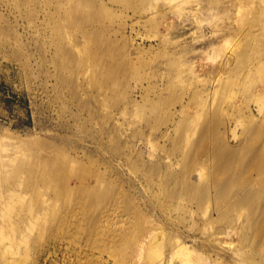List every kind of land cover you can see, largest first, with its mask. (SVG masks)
I'll return each instance as SVG.
<instances>
[{
  "label": "rangeland",
  "instance_id": "obj_1",
  "mask_svg": "<svg viewBox=\"0 0 264 264\" xmlns=\"http://www.w3.org/2000/svg\"><path fill=\"white\" fill-rule=\"evenodd\" d=\"M139 2L133 3L137 7ZM148 4L154 17L135 24L133 30L131 18L138 13L131 5L102 9L98 2L99 11L94 13L90 0H0V148H11L13 155L12 150L22 145L28 158L36 157L41 180L33 183V190L36 184L41 192L43 179L53 182L58 175L74 173L72 178L85 180L83 185L75 182V194H63V201L42 224L33 219L20 224L26 204H3L10 217L8 229H20L11 232L13 239L0 238L7 264H170L180 241L216 259L222 252L219 247L234 246L241 238L240 223L248 206L232 212L234 225L217 234L223 224L213 220L217 211L213 204L191 206L185 196L176 200L170 196L191 178L198 182L203 175L209 180L214 175L209 162L201 165L176 154L188 147L189 139H199L201 124L174 125L170 116L175 105L193 95L194 84L185 75L191 61L198 79L209 77L201 56L195 57L190 48L200 51L202 44L210 48L217 36L208 25L202 41L193 43L199 33L190 26L185 40L189 46L175 54L170 55L164 44L149 47L150 39L168 32L167 24L180 22L183 15L170 0ZM261 33L260 29L253 35L240 33L237 40L245 44L242 64L225 80L211 77L205 86L219 87L209 100L210 109L217 104L226 108L223 123L234 126L244 139L241 117L251 110L257 119L259 110L264 113ZM110 37L115 43L111 47ZM131 49L136 50L134 63L127 69L119 64L120 55ZM170 60L173 77L163 86L162 78L168 79L155 70ZM159 89L164 103L155 110L151 100ZM186 113L189 120L199 118L188 108ZM253 137L263 144L264 136ZM61 161L72 168L58 171L55 163ZM251 169L247 161L236 163L242 179ZM2 171L0 189L9 184L20 188L34 179L26 168ZM65 201L73 203L72 211L62 208ZM155 227L159 241L157 233L150 235ZM202 237L209 243L205 249L201 242L198 246L193 242Z\"/></svg>",
  "mask_w": 264,
  "mask_h": 264
},
{
  "label": "bare ground",
  "instance_id": "obj_2",
  "mask_svg": "<svg viewBox=\"0 0 264 264\" xmlns=\"http://www.w3.org/2000/svg\"><path fill=\"white\" fill-rule=\"evenodd\" d=\"M90 1L91 12L94 13L99 11L98 2H100L102 9H105V7L113 9L111 5L114 6L116 4L119 8L122 6L130 7L129 5L134 6L137 8L138 14L133 13L131 28L133 26L135 27V24H143L147 20L146 18L150 19L154 17L153 7L148 4L150 0H140V5L137 7V4L133 2L138 0ZM170 1L175 3L174 6L177 7L178 14L183 15V18L180 22H169V25L167 24L168 32L159 34L154 39H150L151 43H149V47L164 44L167 46V51H171L170 55H173L172 52L175 54L181 46H189L188 43H185V40L190 26L191 29L197 27V32L199 33V37L193 38L195 40L193 43L202 41L203 36H205L203 33L204 29L206 30L208 25L212 26L214 36H217V39H215L217 41L216 44L213 43L211 45L213 40L210 44H207V47L211 45L210 48L205 49L206 44L200 45L202 48L200 51L194 46L190 48L191 53L194 51L195 57L198 55L201 56L203 67L207 68L205 71L209 73V77L198 79L197 70L193 64L194 61H191L185 75L194 84L193 95L182 99L178 105H175L171 110L170 116V121L174 125L178 124L182 126L189 123V126H199L201 124L202 131L199 133V139H189L188 147L181 150V154H176L180 159H189L188 161L199 162L201 165L209 162L213 168L214 175L211 180L203 175L198 182L191 178L184 185L176 188L175 191H170V196L173 200L185 196V199L191 206L198 207L207 203L213 204L217 209L216 213H214L215 216L213 215V220L221 225L223 224L222 228L217 231V234H222L224 227H232L234 225L231 222L232 219L230 220L232 212H235L241 206L249 207L245 219L240 223L241 238L236 245L232 246L230 244L228 247H219V250L222 252H217L216 250L217 257L213 259L212 256L204 253L200 254L197 249L191 248L185 242L180 241L174 255L169 258L170 264H199V262L202 264H223L222 262H226V264H264V142L260 145L258 142L253 141L254 135L260 136L263 139L264 113L259 110L258 115L260 117L257 119L253 110H251L247 113L248 115L244 114L241 117L244 126V139L243 136H239L235 132L234 126L223 123V114H227L226 108L222 109L221 105L217 104V107L214 108L215 110L210 109L211 105H209V100L214 99V96L219 91V87L212 86L208 89L205 88L208 82L206 81L207 79L212 77L217 81H223L233 71L234 67L242 64L240 56L245 48V44H240L241 41H238L237 37H241L239 36L240 33L245 34V36L253 35L257 29L264 31V0ZM140 7H144L143 11L138 10ZM227 19H231L230 22ZM225 28L230 29L229 32L222 33L221 31ZM174 29L176 30L174 31ZM133 30L135 29L133 28ZM235 36L236 38H234ZM258 39L261 40L264 46V33H261V37L258 36ZM143 42H145V39ZM107 43L110 47L115 44L111 37L107 40ZM135 51V49H131L128 53L121 54L119 64H122L127 69L133 67ZM262 52L264 53V49H262ZM113 61L114 59L112 58ZM170 65L171 60L160 63L155 70V72L161 74V77H167L168 80L162 78V84L170 82L171 77H173V71L170 69ZM226 65H229V68ZM201 91H205V94L199 98L196 95ZM155 97L156 99L151 100V104L156 110L164 103V96L161 89L156 92ZM186 108L190 111H195V116H199V118L189 120ZM201 119L202 121H200ZM223 125L224 128H222ZM192 145H197V147L192 149L190 148ZM10 149L4 148L2 150L0 148V173L3 172V169L15 173L26 168L33 172L34 179H29L20 188H13L9 184V188L6 189L1 184L3 187L0 189L1 239H13L11 238V232L15 234L20 231L19 228L15 230L14 228L8 229L10 227L8 225L10 217L2 208L3 204L5 206L6 201L9 202V205L13 203L26 204L19 216L20 224L21 222L27 223L29 219H33L42 224L44 217L51 215L54 212L52 210L55 209V206H58L59 202L63 201V194L69 193L68 196L75 194V189L77 188L75 182H79L80 185H83L85 182L78 175L72 178L74 173L70 174V176L66 174L58 175L53 182L50 179H43L45 187L41 189V192L36 184L33 190L31 187L33 183L41 180L39 179L41 178V168L38 166L36 157L33 159L28 158V151L22 145L12 150L14 151L13 155L10 153ZM4 154L6 155L4 156ZM239 160L247 161V169L252 168L249 174L244 175V179L240 178L241 173L236 171V163ZM55 164L58 171L65 169L67 165L69 169L72 168V166L70 167L68 163L66 165L63 161L60 163L56 162ZM170 166H173V164ZM220 175H223V177L220 178ZM95 180L96 182L100 180L99 173L96 174ZM63 204L62 208H68L66 212L73 210V203L70 201H65ZM29 205L32 208H27ZM157 229V227L153 228L150 235L157 233ZM160 239L161 237L157 233L156 240L159 241ZM193 242L197 246L201 242L204 249L209 245L207 239L203 237L200 239L193 238ZM211 250L213 251L212 248ZM3 252V247L0 245V264H7L6 259L1 256ZM177 257H180L181 260L178 261Z\"/></svg>",
  "mask_w": 264,
  "mask_h": 264
}]
</instances>
